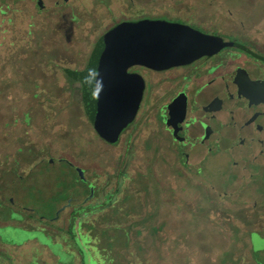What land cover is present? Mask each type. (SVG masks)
<instances>
[{
    "label": "rangeland",
    "instance_id": "obj_1",
    "mask_svg": "<svg viewBox=\"0 0 264 264\" xmlns=\"http://www.w3.org/2000/svg\"><path fill=\"white\" fill-rule=\"evenodd\" d=\"M43 1L0 10V264H264V179L233 153L178 156L162 123L174 72L147 73L115 144L73 82L102 37L142 20L191 26L264 62V0Z\"/></svg>",
    "mask_w": 264,
    "mask_h": 264
},
{
    "label": "flooded vegetation",
    "instance_id": "obj_2",
    "mask_svg": "<svg viewBox=\"0 0 264 264\" xmlns=\"http://www.w3.org/2000/svg\"><path fill=\"white\" fill-rule=\"evenodd\" d=\"M16 1L0 0V10L9 7L4 2L12 4ZM32 1L38 6L44 2ZM233 43V47L224 48L212 56H203L189 64L161 71L134 65L129 72L140 74L145 79V90L147 73H163L165 77L174 72L163 80V83L170 85L166 91L178 87L167 106L170 107L177 97L184 95L187 100L185 119L178 122L181 115L180 112L178 115L177 110L180 107L173 115L170 108H167L162 123L185 164L190 165L186 158L187 149H197L200 145L198 157L207 153L204 157L206 159L208 154L215 151L233 153L242 163H247L244 168L249 174L254 169L252 176L264 179V62L249 48ZM76 83L81 87L84 105V86L80 82ZM240 87L253 96L252 100L241 95ZM253 142L257 144V154L253 150ZM251 235H258V232Z\"/></svg>",
    "mask_w": 264,
    "mask_h": 264
},
{
    "label": "water",
    "instance_id": "obj_3",
    "mask_svg": "<svg viewBox=\"0 0 264 264\" xmlns=\"http://www.w3.org/2000/svg\"><path fill=\"white\" fill-rule=\"evenodd\" d=\"M233 46L220 37L165 20L123 22L114 27L95 48L89 75L84 78L88 83L85 110L96 132L105 142L115 144L137 117L146 83L140 74L129 72L132 66L161 71ZM240 92L252 100L241 87ZM184 98L180 95L168 107L172 115L180 107L178 122L185 119Z\"/></svg>",
    "mask_w": 264,
    "mask_h": 264
},
{
    "label": "trees",
    "instance_id": "obj_4",
    "mask_svg": "<svg viewBox=\"0 0 264 264\" xmlns=\"http://www.w3.org/2000/svg\"><path fill=\"white\" fill-rule=\"evenodd\" d=\"M73 82H80V83L83 84V86H84V90H83V93H84L83 94L84 107L87 106V104H86V100H87L86 93L88 92L87 91L88 90V83H87V81L85 83V79L83 77H80L79 79L78 78L74 79ZM82 263L85 264V258L83 256H82Z\"/></svg>",
    "mask_w": 264,
    "mask_h": 264
},
{
    "label": "crops",
    "instance_id": "obj_5",
    "mask_svg": "<svg viewBox=\"0 0 264 264\" xmlns=\"http://www.w3.org/2000/svg\"><path fill=\"white\" fill-rule=\"evenodd\" d=\"M35 3V2H34ZM57 11V10H56ZM55 12V10L54 11H52V13L51 14H53ZM60 13V12H59ZM61 17H62V14H60V17H59V19L61 20ZM39 22V21H38ZM38 22H36L37 24H38ZM31 24V23H30ZM36 25V24H35ZM9 226H11V227H16V226H14V222H13V220H12V223L11 224H9ZM16 229V228H15ZM36 241V243L39 245V246H41L39 243H38V241L37 240H35ZM42 247H44V246H42ZM46 247V246H45ZM47 248V247H46ZM48 249V248H47ZM52 253V252H51ZM53 254V253H52ZM57 258V257H56ZM57 263L59 264V262H58V258H57Z\"/></svg>",
    "mask_w": 264,
    "mask_h": 264
}]
</instances>
